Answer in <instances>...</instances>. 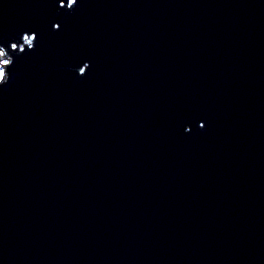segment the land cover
<instances>
[{"label":"water","instance_id":"1","mask_svg":"<svg viewBox=\"0 0 264 264\" xmlns=\"http://www.w3.org/2000/svg\"><path fill=\"white\" fill-rule=\"evenodd\" d=\"M1 50L0 264H264V0H0Z\"/></svg>","mask_w":264,"mask_h":264},{"label":"rangeland","instance_id":"2","mask_svg":"<svg viewBox=\"0 0 264 264\" xmlns=\"http://www.w3.org/2000/svg\"><path fill=\"white\" fill-rule=\"evenodd\" d=\"M3 54V51H0ZM8 59H2L0 60V80L3 76V70H4V64L7 63Z\"/></svg>","mask_w":264,"mask_h":264},{"label":"clouds","instance_id":"3","mask_svg":"<svg viewBox=\"0 0 264 264\" xmlns=\"http://www.w3.org/2000/svg\"><path fill=\"white\" fill-rule=\"evenodd\" d=\"M73 4H74V6H75V5L77 4V0H73ZM67 8H68V9H72V8H69L68 5H67Z\"/></svg>","mask_w":264,"mask_h":264}]
</instances>
